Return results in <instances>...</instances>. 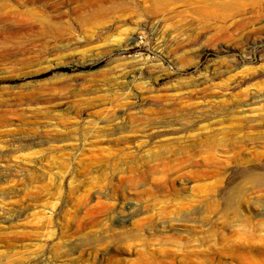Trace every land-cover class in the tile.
Masks as SVG:
<instances>
[{"label":"rangeland","instance_id":"rangeland-1","mask_svg":"<svg viewBox=\"0 0 264 264\" xmlns=\"http://www.w3.org/2000/svg\"><path fill=\"white\" fill-rule=\"evenodd\" d=\"M0 264H264V0H0Z\"/></svg>","mask_w":264,"mask_h":264},{"label":"bare ground","instance_id":"bare-ground-1","mask_svg":"<svg viewBox=\"0 0 264 264\" xmlns=\"http://www.w3.org/2000/svg\"><path fill=\"white\" fill-rule=\"evenodd\" d=\"M239 83V82H238Z\"/></svg>","mask_w":264,"mask_h":264}]
</instances>
